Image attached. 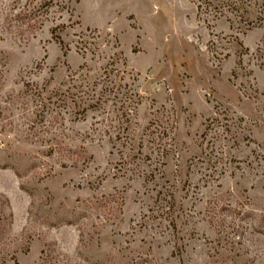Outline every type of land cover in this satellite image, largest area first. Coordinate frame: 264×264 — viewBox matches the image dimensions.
<instances>
[{"label":"rangeland","instance_id":"obj_1","mask_svg":"<svg viewBox=\"0 0 264 264\" xmlns=\"http://www.w3.org/2000/svg\"><path fill=\"white\" fill-rule=\"evenodd\" d=\"M0 264H264V0H0Z\"/></svg>","mask_w":264,"mask_h":264}]
</instances>
